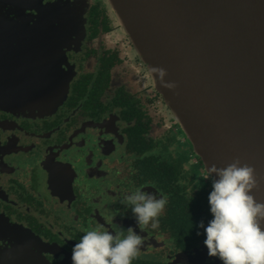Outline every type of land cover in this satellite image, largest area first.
<instances>
[{
	"label": "flooded vegetation",
	"instance_id": "af4514ba",
	"mask_svg": "<svg viewBox=\"0 0 264 264\" xmlns=\"http://www.w3.org/2000/svg\"><path fill=\"white\" fill-rule=\"evenodd\" d=\"M44 16L71 84L55 111L0 109V264H71L96 226L141 234L132 264H222L195 227L212 219L205 163L115 13L105 0H0V32ZM137 188L168 201L142 233L120 203Z\"/></svg>",
	"mask_w": 264,
	"mask_h": 264
},
{
	"label": "water",
	"instance_id": "95a60500",
	"mask_svg": "<svg viewBox=\"0 0 264 264\" xmlns=\"http://www.w3.org/2000/svg\"><path fill=\"white\" fill-rule=\"evenodd\" d=\"M106 1L206 168L253 167L251 194L264 202V0ZM49 22L0 32V109L55 111L67 99L71 80L52 48L62 36L43 32Z\"/></svg>",
	"mask_w": 264,
	"mask_h": 264
},
{
	"label": "clouds",
	"instance_id": "9594fccd",
	"mask_svg": "<svg viewBox=\"0 0 264 264\" xmlns=\"http://www.w3.org/2000/svg\"><path fill=\"white\" fill-rule=\"evenodd\" d=\"M152 71L163 87H176L166 79L165 68ZM203 178L211 179L208 203L212 219L207 224L201 220L195 227L203 230L197 235H204L208 256L219 258L222 264H264V202L251 194L259 186L255 169L237 159L226 167L213 164ZM120 203L125 212L131 211L142 233L149 226L158 228L168 201L157 191L137 188L124 193ZM142 244L141 234L133 227L125 234V230L114 232L96 226L72 246L71 264H132Z\"/></svg>",
	"mask_w": 264,
	"mask_h": 264
},
{
	"label": "rangeland",
	"instance_id": "374dc122",
	"mask_svg": "<svg viewBox=\"0 0 264 264\" xmlns=\"http://www.w3.org/2000/svg\"><path fill=\"white\" fill-rule=\"evenodd\" d=\"M106 1V0H105ZM106 3H107V1H106ZM108 4V3H107ZM109 5V4H108ZM66 90H67V88H66ZM66 90L64 91V95H66ZM68 93L69 92H67V97H68Z\"/></svg>",
	"mask_w": 264,
	"mask_h": 264
}]
</instances>
